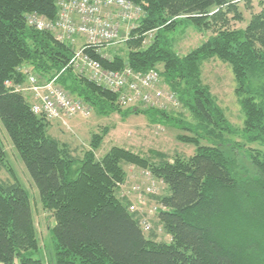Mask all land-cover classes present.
Returning a JSON list of instances; mask_svg holds the SVG:
<instances>
[{
    "label": "trees",
    "instance_id": "1",
    "mask_svg": "<svg viewBox=\"0 0 264 264\" xmlns=\"http://www.w3.org/2000/svg\"><path fill=\"white\" fill-rule=\"evenodd\" d=\"M127 1L141 15L122 47L85 51L106 70H155L187 116L184 111L171 116L155 105H128L118 91L70 66L82 40L59 39L26 21L34 12L56 19L58 0H0V123L42 209L54 219V263L264 264V5L236 28L231 23L244 20L240 3L249 8L251 0ZM180 26L206 34L183 55L169 37ZM211 59L231 70L243 114L240 127L228 120L202 80V64ZM29 76L37 85L54 80L89 111L143 113L152 123L171 125L174 138L193 152L168 155L154 149L143 155L112 146L98 157L103 129L77 154L48 133L52 118L32 111L34 94L25 90ZM125 164L166 189L145 191L156 205L150 215L131 209L121 194ZM249 168L252 174L246 175ZM1 169L12 180L0 179V264H43L28 194L0 140ZM160 229L168 240L159 239Z\"/></svg>",
    "mask_w": 264,
    "mask_h": 264
},
{
    "label": "rangeland",
    "instance_id": "2",
    "mask_svg": "<svg viewBox=\"0 0 264 264\" xmlns=\"http://www.w3.org/2000/svg\"><path fill=\"white\" fill-rule=\"evenodd\" d=\"M250 3L251 6L249 8L244 7L242 2L240 3L239 7L243 12L244 20L232 22L231 26L236 28L244 27L250 15L258 12L261 5H264V0H251ZM138 17L133 16V18L126 21H118L116 17L120 33L126 36ZM169 37H173L172 43L177 53L183 55L204 41L206 34L199 32L192 26H180ZM112 47L120 48L122 44L118 43ZM201 73L203 82L209 86L211 93L219 105L224 108L228 120L234 126L240 127L243 114L234 93V80L229 66L218 59H211L202 64ZM159 81L156 86L157 89L163 91L164 97L157 100L154 105L171 116L174 114L179 115L181 111H184V115L187 116V111L181 102L178 101L175 93L169 90L165 83L161 81V78ZM170 95L171 99H169ZM147 118V115L143 113L121 114L114 112L102 115L90 109L87 116L77 113L76 115L52 119L48 133L61 141H66L70 144L71 148H74L75 153L81 154L82 149L88 147L91 134L105 129L107 132L100 147L96 150L98 157L105 154L112 146L127 148L143 155H148L149 150L154 149L165 152L168 155L180 153L187 156L193 152V147L181 144L174 138L173 126L152 123ZM0 140L6 153L7 162L13 169L16 179L28 194L41 247L43 264H55L53 260L54 242L51 232L54 219L50 217L48 212L42 209L38 191L1 123ZM123 168L126 173V180L120 185L121 194L130 200L133 209L137 208L148 212L150 215L151 212L155 211L156 205L145 195L147 194L145 188L152 186L155 192L165 193V187L160 182L151 178L149 174L144 173L133 165L125 164ZM248 174H252V169L249 168V171L246 172V175ZM6 178L12 180L9 172L1 169L0 179ZM158 237L159 239L168 240V237L161 229L158 230Z\"/></svg>",
    "mask_w": 264,
    "mask_h": 264
},
{
    "label": "built area",
    "instance_id": "3",
    "mask_svg": "<svg viewBox=\"0 0 264 264\" xmlns=\"http://www.w3.org/2000/svg\"><path fill=\"white\" fill-rule=\"evenodd\" d=\"M57 4L56 19L48 20L34 12L29 14L26 21L37 30L54 31L59 39L67 38L71 42L76 38L82 40L83 46L71 56L70 66L87 72L96 82L118 91L121 100L128 105L154 106L157 100L163 99V91L156 88L159 77L155 70L144 73L134 72L128 68L121 71L106 70L85 51L89 48L93 53H99L101 48L121 43L125 35H121L118 21L140 16L141 10L138 6L127 0H58ZM28 81L29 85L25 90L34 94L33 112L44 113L52 119L77 113L83 116L89 114V109L81 101L71 98L54 85V80L37 85L35 78L29 76ZM145 191L152 193L154 188L147 186ZM143 227L147 229L148 223Z\"/></svg>",
    "mask_w": 264,
    "mask_h": 264
},
{
    "label": "bare ground",
    "instance_id": "4",
    "mask_svg": "<svg viewBox=\"0 0 264 264\" xmlns=\"http://www.w3.org/2000/svg\"><path fill=\"white\" fill-rule=\"evenodd\" d=\"M72 43V42H71Z\"/></svg>",
    "mask_w": 264,
    "mask_h": 264
},
{
    "label": "crops",
    "instance_id": "5",
    "mask_svg": "<svg viewBox=\"0 0 264 264\" xmlns=\"http://www.w3.org/2000/svg\"><path fill=\"white\" fill-rule=\"evenodd\" d=\"M79 40V39H78Z\"/></svg>",
    "mask_w": 264,
    "mask_h": 264
}]
</instances>
